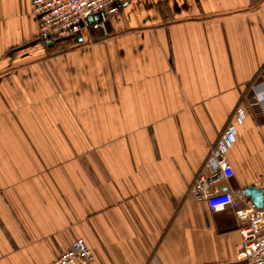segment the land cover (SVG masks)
Segmentation results:
<instances>
[{
	"label": "crops",
	"instance_id": "0c3cea01",
	"mask_svg": "<svg viewBox=\"0 0 264 264\" xmlns=\"http://www.w3.org/2000/svg\"><path fill=\"white\" fill-rule=\"evenodd\" d=\"M238 106L219 187L264 202V0H131L51 46L0 0V264L77 239L97 264H247L234 214L188 193Z\"/></svg>",
	"mask_w": 264,
	"mask_h": 264
},
{
	"label": "built area",
	"instance_id": "2783aa9c",
	"mask_svg": "<svg viewBox=\"0 0 264 264\" xmlns=\"http://www.w3.org/2000/svg\"><path fill=\"white\" fill-rule=\"evenodd\" d=\"M131 0H31V14L36 19L38 39L49 45L77 38L89 30L106 34L109 19ZM97 17L93 23L88 19ZM91 42V40H89ZM253 103L250 104V107ZM245 109L238 106L225 124L188 193L196 202H205L211 213L230 210L238 221L242 238L238 258L247 264H264V207L257 208L239 190L221 191V181L233 176L227 153L236 142V125L245 119ZM50 264H97L85 242L73 241Z\"/></svg>",
	"mask_w": 264,
	"mask_h": 264
},
{
	"label": "water",
	"instance_id": "95a60500",
	"mask_svg": "<svg viewBox=\"0 0 264 264\" xmlns=\"http://www.w3.org/2000/svg\"><path fill=\"white\" fill-rule=\"evenodd\" d=\"M94 20H97V17L89 18V23H93ZM228 188H222L221 191H226ZM242 193L245 197L251 198L252 202L256 204L255 206L257 208L264 207L263 202V193L262 190L257 189L255 186L246 187L245 189H242Z\"/></svg>",
	"mask_w": 264,
	"mask_h": 264
},
{
	"label": "trees",
	"instance_id": "16d2710c",
	"mask_svg": "<svg viewBox=\"0 0 264 264\" xmlns=\"http://www.w3.org/2000/svg\"><path fill=\"white\" fill-rule=\"evenodd\" d=\"M57 44V43H56Z\"/></svg>",
	"mask_w": 264,
	"mask_h": 264
}]
</instances>
